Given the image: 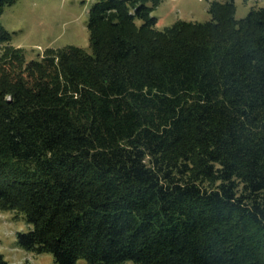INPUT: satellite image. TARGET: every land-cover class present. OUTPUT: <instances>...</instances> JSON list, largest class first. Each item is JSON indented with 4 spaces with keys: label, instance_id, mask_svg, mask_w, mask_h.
<instances>
[{
    "label": "trees",
    "instance_id": "1",
    "mask_svg": "<svg viewBox=\"0 0 264 264\" xmlns=\"http://www.w3.org/2000/svg\"><path fill=\"white\" fill-rule=\"evenodd\" d=\"M160 1L28 60L0 20V209L54 264H264V5L158 28Z\"/></svg>",
    "mask_w": 264,
    "mask_h": 264
},
{
    "label": "rangeland",
    "instance_id": "2",
    "mask_svg": "<svg viewBox=\"0 0 264 264\" xmlns=\"http://www.w3.org/2000/svg\"><path fill=\"white\" fill-rule=\"evenodd\" d=\"M96 0H16L4 6L0 20L11 33V43L22 47L26 59L38 57L48 47L78 45L91 51L88 27L90 9ZM237 18L251 8L264 5V0H234ZM210 0H161L152 14L157 27L164 28L177 20L205 21L211 18ZM3 43L0 42V52ZM32 227L23 216L0 209V253L10 264H54L52 252H34L21 247L17 232ZM77 264H88L81 257ZM121 264H136L126 261Z\"/></svg>",
    "mask_w": 264,
    "mask_h": 264
}]
</instances>
